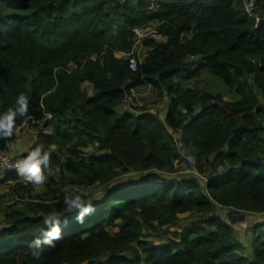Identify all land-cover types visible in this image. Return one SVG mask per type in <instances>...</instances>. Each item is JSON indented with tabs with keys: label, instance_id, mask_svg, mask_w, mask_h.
Instances as JSON below:
<instances>
[{
	"label": "trees",
	"instance_id": "16d2710c",
	"mask_svg": "<svg viewBox=\"0 0 264 264\" xmlns=\"http://www.w3.org/2000/svg\"><path fill=\"white\" fill-rule=\"evenodd\" d=\"M256 14L259 23L242 0H0V113L24 93L29 108L14 127L33 107L36 119L51 116L50 132L22 155L48 152L44 176L58 170V183L77 192L121 182L98 199L81 194L94 211L80 224L63 202L32 195L24 175L1 179L34 202L6 215L0 264H264V0ZM148 23L167 40L149 42L133 72L118 54ZM191 57L202 58L196 69ZM204 73L216 87L189 86ZM144 85L167 91L163 117L122 110ZM7 137L0 129V149ZM50 213L61 237L34 258L29 243ZM185 214L198 222L162 243L148 239Z\"/></svg>",
	"mask_w": 264,
	"mask_h": 264
},
{
	"label": "rangeland",
	"instance_id": "374dc122",
	"mask_svg": "<svg viewBox=\"0 0 264 264\" xmlns=\"http://www.w3.org/2000/svg\"><path fill=\"white\" fill-rule=\"evenodd\" d=\"M189 62L193 63L194 65L193 68L196 69L198 65L196 66L194 62L190 61ZM185 77L181 75V77H178L176 79V83L182 82ZM200 82L194 84V83H189V86L192 88H201V89H209V88H214L218 84V80L213 77L209 76L207 74H203L199 79ZM222 88V85L220 86ZM90 90V89H88ZM234 96L232 94L227 95L225 97L226 100H234ZM129 103L126 104V108L130 111H136L137 108H145L148 112L147 114H152L153 116H161L163 117L165 113V109L170 103L169 96L167 94L166 90H154L148 85L141 86L137 89H134L131 91V95L129 97ZM136 109V110H135ZM48 120H41L39 124H31L28 123L27 128L23 130V136L21 140H16L13 138V136H8L6 141L8 144L11 146V149L13 150V154L16 152L14 151V146L15 144L18 145L16 146L18 149H21L19 146L22 144V140L24 139V134L29 133V139L31 142L33 141V136L39 133L40 131L44 132H50L49 127H45V124ZM176 139H178L177 135H175ZM25 145V142L23 143ZM23 147V146H22ZM16 148V149H17ZM22 152V151H21ZM24 152V151H23ZM88 153H92V151H86ZM203 168H207V164H203ZM179 169V174L183 173H191L199 177V173L197 170H182L178 166ZM136 177V176H134ZM126 178H129L126 176ZM205 182H207V178L203 179ZM21 183L27 184L25 180H21ZM55 182L57 184H55ZM59 173L58 170H56L52 175L45 177V181L42 184H33L34 185V191L32 195H39L42 196V198L46 201L53 200V201H61L63 202L65 199V196L67 195L69 198H71L75 192L78 191L77 188L75 187H70L68 185H63L59 184ZM119 184L121 182H118ZM118 183H116L113 186H116ZM15 186V181H11L7 184H1L0 185V228L5 226L6 222V215L9 214L12 211L15 210H20L23 211L25 210V205L28 202H34L30 197H18L13 193V187ZM112 186V187H113ZM111 186L109 188L105 187H95L89 190H81L80 189V194H90L92 199H98L101 198L102 196L105 195V192L107 189H111ZM232 212L226 211L221 208H217V214L222 216V217H228L231 218L232 222L235 224L236 228H245L246 225L239 224L241 221V216L237 213L231 214ZM253 217V216H252ZM252 217H247L250 219V221H253L254 219ZM227 219V218H226ZM195 222H198L196 220V217L190 214H185L181 215L179 217V221L176 226L169 227V228H164L161 232L159 233H148L147 237L150 241L157 242V243H162L166 241L168 238H175V235L177 233H180L183 229L191 227Z\"/></svg>",
	"mask_w": 264,
	"mask_h": 264
},
{
	"label": "clouds",
	"instance_id": "9594fccd",
	"mask_svg": "<svg viewBox=\"0 0 264 264\" xmlns=\"http://www.w3.org/2000/svg\"><path fill=\"white\" fill-rule=\"evenodd\" d=\"M28 101V97L24 93H20L15 98L14 106L0 113V129L5 130L4 135L12 134L17 116L23 115L28 111ZM48 160L49 153L45 152L41 155V149L37 146L23 160L19 161L17 164L18 174L24 175L26 180L32 184H42L45 181V176L42 173L41 165L47 163ZM63 203L66 205L65 211L73 214L75 220L80 224L85 222L86 215H91L94 211L93 201L91 199H85L79 192H75L71 198L66 195ZM68 222L69 219L65 218L63 224L67 225ZM43 224L47 227L42 229L41 233L29 243L34 258L40 257L44 248L43 246L46 245L49 248H54L55 241L61 237V220L57 214L50 213L46 215Z\"/></svg>",
	"mask_w": 264,
	"mask_h": 264
},
{
	"label": "built area",
	"instance_id": "2783aa9c",
	"mask_svg": "<svg viewBox=\"0 0 264 264\" xmlns=\"http://www.w3.org/2000/svg\"><path fill=\"white\" fill-rule=\"evenodd\" d=\"M242 2L246 13L259 23L260 18L256 14V0H242ZM132 33L134 38L132 51L129 54L120 53V57L127 60L129 69L135 72L138 70L139 64L143 63L147 56L149 51L147 44L149 42L161 43L165 42L167 39L160 32L158 25L154 23L137 26L133 29ZM200 58L201 57H191L190 61L197 62ZM49 118L50 115L46 113L43 114V118L40 120L31 117L29 121H25L21 125L14 127L10 136H13L14 139L19 141L22 139L23 130L27 128L28 123L39 124L41 120L43 121ZM24 158L25 157L22 154H13L11 146L6 141V144L0 149V179L5 178L10 174L17 173V164Z\"/></svg>",
	"mask_w": 264,
	"mask_h": 264
},
{
	"label": "crops",
	"instance_id": "0c3cea01",
	"mask_svg": "<svg viewBox=\"0 0 264 264\" xmlns=\"http://www.w3.org/2000/svg\"><path fill=\"white\" fill-rule=\"evenodd\" d=\"M118 56L120 57V54H118ZM121 58V57H120ZM202 61V58H200L197 62H201ZM182 76H185V74H182ZM129 101V99L125 102V104L123 105V107H122V110H125V111H130V110H128L127 108H126V104L127 103H129L128 102ZM29 136H30V134L29 133H25L24 134V139L21 141L22 142V144H20V148L21 149H18L16 146H18V145H16L15 144V146H14V151L16 152L15 154H22V153H27L28 151H29V149H30V147H31V145L36 141V135H34L33 136V141L31 142V140L29 139ZM25 142V145L23 144ZM23 146V147H22ZM17 148V149H16ZM22 151V152H21ZM24 151V152H23ZM1 185V184H0Z\"/></svg>",
	"mask_w": 264,
	"mask_h": 264
},
{
	"label": "water",
	"instance_id": "95a60500",
	"mask_svg": "<svg viewBox=\"0 0 264 264\" xmlns=\"http://www.w3.org/2000/svg\"><path fill=\"white\" fill-rule=\"evenodd\" d=\"M34 115H35V110H34V107H33L32 112H31V116L34 117ZM202 184L204 185V187L206 186L205 185V181H203V180H202ZM234 213H237V212L233 211L231 214H234ZM243 219H244V217L241 216V220H243Z\"/></svg>",
	"mask_w": 264,
	"mask_h": 264
}]
</instances>
